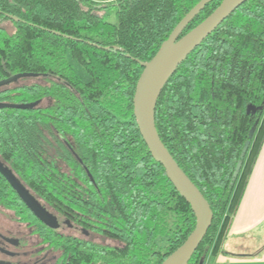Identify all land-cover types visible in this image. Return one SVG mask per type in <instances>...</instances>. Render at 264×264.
<instances>
[{"label":"trees","instance_id":"obj_1","mask_svg":"<svg viewBox=\"0 0 264 264\" xmlns=\"http://www.w3.org/2000/svg\"><path fill=\"white\" fill-rule=\"evenodd\" d=\"M198 1L0 0V80H42L0 87V102L39 101L0 107V161L46 207L117 242L63 236L70 264H160L195 226L190 204L139 132L133 95L142 71L136 59L150 60ZM154 120L213 212L188 261L204 264L225 252L264 142V0L242 3L188 54L162 88ZM0 204L25 206L1 174Z\"/></svg>","mask_w":264,"mask_h":264},{"label":"water","instance_id":"obj_2","mask_svg":"<svg viewBox=\"0 0 264 264\" xmlns=\"http://www.w3.org/2000/svg\"><path fill=\"white\" fill-rule=\"evenodd\" d=\"M212 0H199L174 26L168 37L160 44L158 50L148 61H136L142 66L133 95V114L139 132L145 141L152 157L162 164L165 173L175 189L190 204L195 216V226L186 239L175 250L168 254L160 264H188L194 251L201 243L211 225L213 212L202 193L189 177L179 167L157 132L154 120V110L157 98L175 72L177 66L192 52L224 19L238 6L247 0H221L220 3L199 23L183 33L187 25ZM5 16L18 21L19 17L9 13ZM59 35L60 32L50 30ZM183 33V34H182ZM71 37V36H68ZM108 49L109 47H105ZM115 47L113 50H118ZM127 56H130L127 54ZM19 76L16 74L0 80V87L15 83ZM39 101L27 103L0 102V107H14L30 109ZM255 111L253 105H248L247 112ZM253 128L248 134L243 151H246L252 137ZM238 162V167L240 166ZM0 174L7 180L21 201L45 224L56 227L57 218L47 211L44 204L34 193L16 176V174L0 161Z\"/></svg>","mask_w":264,"mask_h":264},{"label":"flooded vegetation","instance_id":"obj_3","mask_svg":"<svg viewBox=\"0 0 264 264\" xmlns=\"http://www.w3.org/2000/svg\"><path fill=\"white\" fill-rule=\"evenodd\" d=\"M45 208L56 216V227L45 224L27 206L7 208L0 204V264H70L68 245L63 236L93 241V237L99 236ZM62 224L80 235L62 232ZM43 231H47L49 240L45 239L43 234L46 232Z\"/></svg>","mask_w":264,"mask_h":264},{"label":"crops","instance_id":"obj_4","mask_svg":"<svg viewBox=\"0 0 264 264\" xmlns=\"http://www.w3.org/2000/svg\"><path fill=\"white\" fill-rule=\"evenodd\" d=\"M223 249L216 258L209 255L204 264H264V142Z\"/></svg>","mask_w":264,"mask_h":264},{"label":"rangeland","instance_id":"obj_5","mask_svg":"<svg viewBox=\"0 0 264 264\" xmlns=\"http://www.w3.org/2000/svg\"><path fill=\"white\" fill-rule=\"evenodd\" d=\"M111 21H115L116 18H115V15L113 14L110 18ZM31 81V82H42L41 78H38L37 76H34V77H29V76H19L17 78V80L15 81V83L17 84H21L25 81ZM44 102V101H43ZM42 202V201H41ZM43 203V202H42ZM60 230L64 233H70V232H73L74 234H77V235H80L79 233H76L72 230H70V228L68 227L67 224H62L61 227H60ZM94 238V241L96 242H103V243H106V244H110V245H114V244H117V242L115 241H112L110 239H106V238H102L101 236H97V237H93ZM92 238V239H93Z\"/></svg>","mask_w":264,"mask_h":264}]
</instances>
